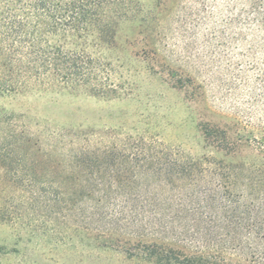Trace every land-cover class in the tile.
<instances>
[{"label":"rangeland","instance_id":"rangeland-1","mask_svg":"<svg viewBox=\"0 0 264 264\" xmlns=\"http://www.w3.org/2000/svg\"><path fill=\"white\" fill-rule=\"evenodd\" d=\"M132 2L134 15L121 24L119 47L108 54L121 97L10 95L0 98V120L28 123L44 136L46 148L58 141L49 134L57 133L67 143L59 149L62 158L73 149L94 164L89 170L109 173L112 180L124 176L126 182L112 184L110 177L100 178L106 182L98 189L117 192L108 212L137 204L145 210L168 207L175 223L170 229L177 233L170 230L169 236L213 247L223 239L226 214L219 201L207 208L203 198L224 191L220 175L257 159L264 138V0ZM207 126L226 132L228 142L221 144L232 152H218L207 141ZM40 159L42 174L48 173L50 161ZM177 159L196 167L177 176ZM24 167L16 145L0 134V264H156L99 246L103 204L97 194L76 204L65 188L59 192H66L68 203L56 204L45 190L34 195L19 180ZM137 191L147 196L141 202L124 195ZM238 255L228 252L226 258L240 262Z\"/></svg>","mask_w":264,"mask_h":264},{"label":"trees","instance_id":"trees-1","mask_svg":"<svg viewBox=\"0 0 264 264\" xmlns=\"http://www.w3.org/2000/svg\"><path fill=\"white\" fill-rule=\"evenodd\" d=\"M132 3V0H0V98L56 92L84 93L103 99L121 97V90L111 80L108 54L119 47L121 24L134 15ZM14 120H0V134L3 140L16 145L23 166H28L22 169L19 180L28 183L34 195L45 190L56 204L68 203L66 196L62 198L66 192H59L65 188L75 197V201L71 200L76 204L94 199L97 194V202L103 206H98V213L93 216L97 213L103 223L97 228L101 248L116 247L130 257L144 256L156 264H264V138L258 142L257 159L244 161L225 176L220 175L221 179L216 178L224 191L217 189L204 196L207 208H213L219 201L221 213L226 215L220 244L203 247L204 242L186 244L178 236H169L175 223L167 217V210H172L168 207L145 210L137 204L120 209L114 206L113 212H108L110 200L117 192L110 187L98 189L106 182L100 178L110 177L112 184L124 181V176L112 180L109 173L101 175L89 170L94 164L81 161L79 152L73 149L62 158L59 149L67 147L62 136L49 134L58 141H52L53 145L46 148L42 134L31 132L28 123L21 125ZM204 133L218 152L225 151V147L232 152L230 146L221 144L228 142L225 131L207 126ZM40 157L50 161L48 173L42 174ZM26 159L30 160L28 165ZM173 165L174 171L178 169L177 176L196 167L178 159ZM53 174L60 178L54 180ZM140 177L135 176L138 181ZM135 178L132 176L131 181ZM72 185H78L80 191L74 192ZM124 195L134 202L147 197L138 191ZM228 252H237L242 260H228Z\"/></svg>","mask_w":264,"mask_h":264}]
</instances>
